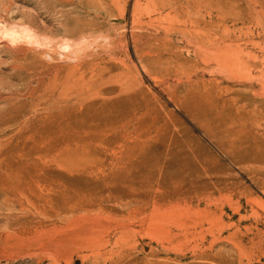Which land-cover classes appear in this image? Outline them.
<instances>
[{
    "label": "rangeland",
    "instance_id": "obj_1",
    "mask_svg": "<svg viewBox=\"0 0 264 264\" xmlns=\"http://www.w3.org/2000/svg\"><path fill=\"white\" fill-rule=\"evenodd\" d=\"M218 2L253 81L206 65L153 0H0V264H264V0ZM204 87L208 114H187Z\"/></svg>",
    "mask_w": 264,
    "mask_h": 264
},
{
    "label": "bare ground",
    "instance_id": "obj_2",
    "mask_svg": "<svg viewBox=\"0 0 264 264\" xmlns=\"http://www.w3.org/2000/svg\"><path fill=\"white\" fill-rule=\"evenodd\" d=\"M153 1H155L157 3V5H159V7H164L165 5H167L171 9H173V11L176 14L172 18L171 23H169V26L166 29H168L172 32L182 33L185 36H189L190 40H188V44L191 43L194 45V47L197 51L196 53L201 55L202 61L203 62L206 61V63H205L206 65L209 63L215 64L214 66L217 67L216 69H220L221 72L223 71V72L227 73L229 75V77L231 75H234V77H237L238 74L244 72L242 70H246V73L245 72L243 73L246 76L243 75V77L244 76L246 78L252 77L251 72H252L253 68H255L256 66L250 65V63L248 64L243 59V57L248 58L249 55H246V54L244 55L242 51L237 49L238 48L237 46H236L237 48L234 46L235 43L233 44V41L230 40V37L228 35L227 30L220 29L221 28V22H220L221 18L218 19L219 22H212L210 20L211 15L213 13L216 15L221 14V9H220V5H219L218 0L217 1L214 0V2L211 4H210L211 0H153ZM149 2H151V1H149ZM183 3L186 4V11L185 12H182L179 8ZM207 5H209V6H207ZM222 14H223V12H222ZM205 15L209 19L208 22L205 20ZM218 17H220V16H218ZM13 28H12V30L5 31V36L7 35L10 38L9 41L12 43L17 42L20 39H22V40L25 39V41L29 45H31L32 47L35 46L36 48L43 49V50H48L49 46L52 43V40H50V39L48 40L47 38H42L39 35H37L35 32H33L32 30H30L26 27H20V29L17 27L19 30H17V28L16 29H13ZM85 42H86V40L81 41V42H72V41H69L67 39H61L60 43H57V45H55V46L61 55H65V56L70 57V56H75L78 52H80V49L83 45H85ZM247 58H245V59L247 60ZM249 58L251 59V57H249ZM251 61H253V60H251ZM260 68H261V71H260L261 76L258 77V80H261L264 78L263 70H262L263 67L261 66ZM240 71H242V72H240ZM243 79H245V78H243ZM253 79H254V77L251 78L252 81H253ZM200 91H202V92H200ZM198 92H200V93H198ZM210 97H211V94H210L209 90L205 87L203 90H198V89L196 90L195 89L193 91L192 89H189V91H187V93L185 94V97L182 98L184 100L181 101L179 103V105H180L181 109H183L187 112V114L191 113L192 115H195V116H206L208 114L209 109H210V108H208V103L206 102V100L210 99ZM214 109H215V107H214ZM210 115H211V113H210ZM211 117H212V115H211ZM217 118H219V117H217ZM201 121H203V120H201ZM214 126H216V125H214ZM213 130L216 131V129H213ZM204 132H205V130H204ZM208 137H209V135H208ZM210 137H212V136H210ZM250 154H251V152H250ZM153 167H154V164H153ZM155 168H157V167H155ZM157 171H159V170H157ZM159 174H160V172H159ZM127 175H128V173H127ZM36 177H37V181H36L35 185H36V188L38 190V194L36 195L37 200L39 201V203H42V204L45 202H46V204L50 203L54 207V209L57 210L59 207L58 192L52 191L51 188H48L51 190V193H52L51 196L52 197L50 199H48L47 201H45V198L49 194H47V196L44 197V187H43V185H41L40 176L38 175ZM176 179H177V177H176ZM176 179H174V180H176ZM163 188L164 187H162V189ZM48 189H45V190H48ZM173 191L177 194H182L183 188L181 186H175L173 188ZM40 205H39V207H40ZM41 207H42V205H41ZM260 207L263 208V205L261 204ZM44 209H45V207H44ZM46 209H48V208H46ZM42 210H41V212H42ZM221 213H222V210H221ZM41 215H43V214H41Z\"/></svg>",
    "mask_w": 264,
    "mask_h": 264
}]
</instances>
